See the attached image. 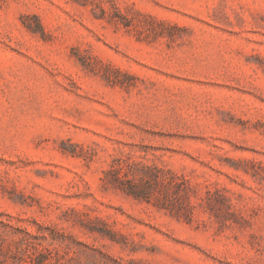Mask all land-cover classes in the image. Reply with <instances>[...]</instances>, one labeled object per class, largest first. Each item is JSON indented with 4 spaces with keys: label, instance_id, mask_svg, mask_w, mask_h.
<instances>
[{
    "label": "rangeland",
    "instance_id": "obj_1",
    "mask_svg": "<svg viewBox=\"0 0 264 264\" xmlns=\"http://www.w3.org/2000/svg\"><path fill=\"white\" fill-rule=\"evenodd\" d=\"M0 264H264V0H0Z\"/></svg>",
    "mask_w": 264,
    "mask_h": 264
}]
</instances>
